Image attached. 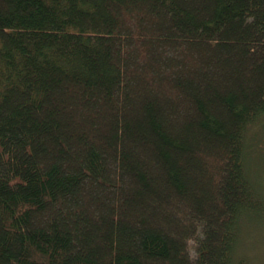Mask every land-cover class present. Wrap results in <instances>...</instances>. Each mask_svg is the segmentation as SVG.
I'll return each mask as SVG.
<instances>
[{"label":"trees","instance_id":"16d2710c","mask_svg":"<svg viewBox=\"0 0 264 264\" xmlns=\"http://www.w3.org/2000/svg\"><path fill=\"white\" fill-rule=\"evenodd\" d=\"M263 122L264 0H0V264H235Z\"/></svg>","mask_w":264,"mask_h":264},{"label":"rangeland","instance_id":"374dc122","mask_svg":"<svg viewBox=\"0 0 264 264\" xmlns=\"http://www.w3.org/2000/svg\"><path fill=\"white\" fill-rule=\"evenodd\" d=\"M247 145L250 178L264 199L263 125L256 124L250 129ZM233 259L235 264H264V214H247L241 218Z\"/></svg>","mask_w":264,"mask_h":264}]
</instances>
